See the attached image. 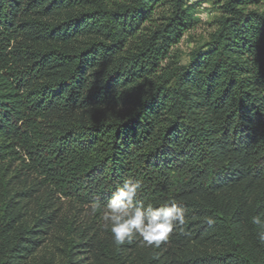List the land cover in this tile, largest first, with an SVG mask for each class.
Returning a JSON list of instances; mask_svg holds the SVG:
<instances>
[{
  "label": "trees",
  "instance_id": "trees-1",
  "mask_svg": "<svg viewBox=\"0 0 264 264\" xmlns=\"http://www.w3.org/2000/svg\"><path fill=\"white\" fill-rule=\"evenodd\" d=\"M127 177L184 231L116 245L92 205ZM256 215L264 0H0V264H264Z\"/></svg>",
  "mask_w": 264,
  "mask_h": 264
},
{
  "label": "clouds",
  "instance_id": "clouds-1",
  "mask_svg": "<svg viewBox=\"0 0 264 264\" xmlns=\"http://www.w3.org/2000/svg\"><path fill=\"white\" fill-rule=\"evenodd\" d=\"M143 190L142 179L127 177L107 203L95 201L92 205V212L100 213L103 228L110 231L118 246L132 243L139 237L148 247L160 248L174 233L184 231L188 219L186 208L175 202H167L159 207H154L150 202L145 204L139 199ZM206 223L213 225L215 220L209 217ZM251 223L261 229L257 233V240L264 245V220L256 215Z\"/></svg>",
  "mask_w": 264,
  "mask_h": 264
},
{
  "label": "rangeland",
  "instance_id": "rangeland-1",
  "mask_svg": "<svg viewBox=\"0 0 264 264\" xmlns=\"http://www.w3.org/2000/svg\"><path fill=\"white\" fill-rule=\"evenodd\" d=\"M217 15L216 9L210 6L198 10L197 27L189 32L181 43L175 47V54L179 57L181 63H187L191 52L208 41L210 34L213 32Z\"/></svg>",
  "mask_w": 264,
  "mask_h": 264
}]
</instances>
